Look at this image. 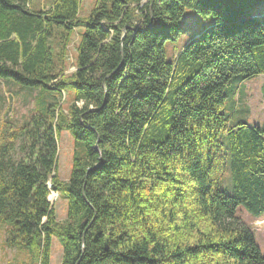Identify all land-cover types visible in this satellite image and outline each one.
I'll return each instance as SVG.
<instances>
[{"label": "trees", "instance_id": "16d2710c", "mask_svg": "<svg viewBox=\"0 0 264 264\" xmlns=\"http://www.w3.org/2000/svg\"><path fill=\"white\" fill-rule=\"evenodd\" d=\"M143 1L96 0L81 17L82 0H0V78L35 103L0 143V229L18 264H50L55 239L61 264H264L238 213L264 214V124L223 111L234 76L264 75V0ZM187 10L214 21L168 59Z\"/></svg>", "mask_w": 264, "mask_h": 264}, {"label": "rangeland", "instance_id": "374dc122", "mask_svg": "<svg viewBox=\"0 0 264 264\" xmlns=\"http://www.w3.org/2000/svg\"><path fill=\"white\" fill-rule=\"evenodd\" d=\"M35 5L45 7L48 0H33ZM96 0H82L80 7V16L86 17L92 11ZM264 10V2L254 8L255 12ZM211 16L204 17L195 10H187L182 21V35L176 42L166 44L167 58L174 55V49L180 47L190 35L202 31L208 25L213 23ZM79 42V35L76 34L69 46L70 63L74 64L76 46ZM74 60V61H73ZM74 62V63H73ZM74 70V66L69 68V72ZM23 89L22 91L20 89ZM30 88L23 86L12 79L0 78V143L6 142L10 137H14L16 130L20 125L25 124L35 110L33 98H30ZM227 98L224 106V113L229 117V123L236 125L238 122H246L251 126L264 124V75H257L244 78L236 75L232 78L226 88ZM42 104V102H41ZM20 141L16 142V149ZM59 154L57 156L58 169L60 177L67 180L70 176L73 163L74 138L70 131H63L59 139ZM14 156H18L14 153ZM229 181L230 175H228ZM228 180H226V187ZM53 192V191H52ZM53 201L59 220L66 217L67 202L63 200L58 193L53 192ZM239 215L244 221L251 225L254 232L255 241L261 251L264 253V214L255 216L248 212L246 208L239 206ZM0 215V219H1ZM6 225V223L3 222ZM6 233L3 228L0 229V264H18L21 261L20 253L15 249L3 245ZM63 249L60 242L53 240L51 262L50 264H61Z\"/></svg>", "mask_w": 264, "mask_h": 264}, {"label": "built area", "instance_id": "2783aa9c", "mask_svg": "<svg viewBox=\"0 0 264 264\" xmlns=\"http://www.w3.org/2000/svg\"><path fill=\"white\" fill-rule=\"evenodd\" d=\"M146 2H147V1H144L143 4L146 3Z\"/></svg>", "mask_w": 264, "mask_h": 264}, {"label": "bare ground", "instance_id": "6f19581e", "mask_svg": "<svg viewBox=\"0 0 264 264\" xmlns=\"http://www.w3.org/2000/svg\"><path fill=\"white\" fill-rule=\"evenodd\" d=\"M144 1H147V0H144ZM144 1H143V2H144Z\"/></svg>", "mask_w": 264, "mask_h": 264}]
</instances>
